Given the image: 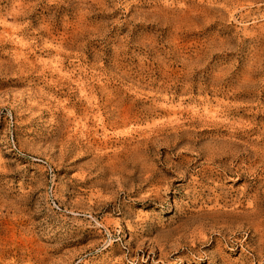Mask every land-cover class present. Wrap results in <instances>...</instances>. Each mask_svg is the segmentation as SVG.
<instances>
[{
	"label": "rangeland",
	"instance_id": "374dc122",
	"mask_svg": "<svg viewBox=\"0 0 264 264\" xmlns=\"http://www.w3.org/2000/svg\"><path fill=\"white\" fill-rule=\"evenodd\" d=\"M0 264H264V0H0Z\"/></svg>",
	"mask_w": 264,
	"mask_h": 264
},
{
	"label": "bare ground",
	"instance_id": "6f19581e",
	"mask_svg": "<svg viewBox=\"0 0 264 264\" xmlns=\"http://www.w3.org/2000/svg\"><path fill=\"white\" fill-rule=\"evenodd\" d=\"M258 56V55H257ZM251 80V79H250ZM234 134V133H233ZM230 140V139H229ZM232 146V145H231ZM216 205V204H215ZM220 212V211H219ZM228 214V213H227ZM213 219V218H212ZM215 219V218H214ZM249 219V218H248ZM253 219H255V218H253ZM237 220V219H236ZM241 220V219H240ZM218 223V222H217ZM257 223V222H256ZM186 224V223H185ZM214 224V223H213ZM220 224V223H219ZM197 228V227H196ZM199 229V228H198ZM200 232V231H199ZM202 233H203V231H202ZM195 234V233H194ZM197 234V233H196ZM195 234V235H196ZM199 234V233H198ZM192 235V234H191ZM203 235V234H202ZM194 236V235H193ZM197 236H199V235H197ZM195 237V236H194ZM192 238V237H191ZM172 242V241H171ZM179 243V242H178ZM158 246V245H157ZM262 246V245H261ZM175 247V246H174ZM161 255V254H160Z\"/></svg>",
	"mask_w": 264,
	"mask_h": 264
}]
</instances>
